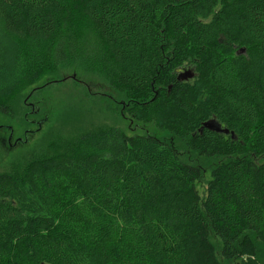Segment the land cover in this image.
<instances>
[{
  "label": "trees",
  "instance_id": "trees-1",
  "mask_svg": "<svg viewBox=\"0 0 264 264\" xmlns=\"http://www.w3.org/2000/svg\"><path fill=\"white\" fill-rule=\"evenodd\" d=\"M95 38L132 116L191 158L113 128L0 174V264H264V0H0V100L37 76L24 55L60 65Z\"/></svg>",
  "mask_w": 264,
  "mask_h": 264
},
{
  "label": "rangeland",
  "instance_id": "rangeland-1",
  "mask_svg": "<svg viewBox=\"0 0 264 264\" xmlns=\"http://www.w3.org/2000/svg\"><path fill=\"white\" fill-rule=\"evenodd\" d=\"M93 43L94 47L87 55L74 56L60 65L38 64L39 61L31 62L24 55L25 70L29 67L30 72L33 71L37 76L24 81L12 96L0 100V103L15 108L12 107L13 116L0 114V127H5L3 134L7 137L12 128L16 139L24 138L27 130H37L31 121H40L45 115L48 121L23 144L4 146L0 143V174L20 176L30 161L52 154L75 153L76 145L83 138L113 128L122 130L128 136L148 135L170 142L191 158L184 148L183 140L160 129L155 121L143 123L132 116L131 111L139 104V99L110 84L105 73L106 53L99 40L95 38ZM189 74L191 68L182 72L185 76ZM17 99L18 107L14 105ZM26 100L27 106L33 104L40 107V114L33 115L30 106H24ZM193 162L204 173L203 179L196 184L199 193L204 196L210 168L217 162L214 159ZM214 243L220 248L217 240Z\"/></svg>",
  "mask_w": 264,
  "mask_h": 264
},
{
  "label": "flooded vegetation",
  "instance_id": "flooded-vegetation-1",
  "mask_svg": "<svg viewBox=\"0 0 264 264\" xmlns=\"http://www.w3.org/2000/svg\"><path fill=\"white\" fill-rule=\"evenodd\" d=\"M185 76V75H184ZM191 79V78H190ZM32 110V113L33 115L37 116L38 114H40V107L38 106H34L33 104H28ZM47 116L45 115V117L43 119H41L40 121L39 120H33L31 121L36 127H37V130H40L42 128V126L45 124V122L47 121ZM5 127H0V137H1V140H0V143L3 144L4 146L9 145V146H14V145H18V144H23L25 143L27 140H29V138L33 135L34 132L36 131H31V130H27L25 131V134H24V138H14V132H13V129L10 128L9 131H10V134L9 136H5V133L4 132V129ZM15 139V140H14Z\"/></svg>",
  "mask_w": 264,
  "mask_h": 264
},
{
  "label": "water",
  "instance_id": "water-1",
  "mask_svg": "<svg viewBox=\"0 0 264 264\" xmlns=\"http://www.w3.org/2000/svg\"><path fill=\"white\" fill-rule=\"evenodd\" d=\"M190 76H179V80H188L190 78H193L192 74H189ZM203 129H207L210 130L212 132L215 133H219V134H225L227 135L229 133V131L225 128L222 127V125L220 123H218L216 120H210L209 122L205 123L203 125Z\"/></svg>",
  "mask_w": 264,
  "mask_h": 264
}]
</instances>
